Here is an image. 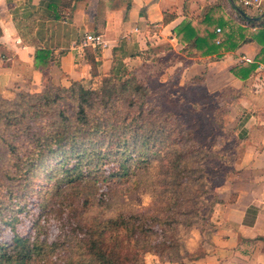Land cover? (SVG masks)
<instances>
[{
  "label": "trees",
  "instance_id": "16d2710c",
  "mask_svg": "<svg viewBox=\"0 0 264 264\" xmlns=\"http://www.w3.org/2000/svg\"><path fill=\"white\" fill-rule=\"evenodd\" d=\"M233 10L236 11L234 7ZM242 10L250 15L246 9ZM53 11L45 16L34 13L25 20H14L24 42L36 50V70L50 69L55 65L60 71L58 59L66 54V50L55 54L42 46L35 33L39 20L61 19L55 8ZM258 16H264V13ZM174 18L175 16L165 14L164 22L168 23ZM207 21H212L211 17ZM219 25L216 29L211 22L204 29L191 23L178 27L177 36L185 45L182 53H187L192 58H221V52L235 51L241 43H259L262 50L258 58L254 63L241 68V80L245 82L241 93L250 96L256 70L259 64L264 65V23L254 25L248 22L249 28H239L238 36L237 31L230 34L231 30L225 34L227 24L224 21ZM2 36L0 27V38ZM84 52L92 68L90 83L102 78L104 86L101 89L87 88L83 83L74 81L66 87L49 76L41 92H20L11 100L0 97V264H32L48 253L44 242L41 243L34 236L31 238L32 234H22L15 225L17 212L26 201L19 191L30 187L35 170L40 165L48 160H57L49 169L50 182L57 178L58 185L62 186L89 180L95 174L91 165L97 162L95 169H99L102 161L104 164L111 163V166L106 167L105 180H124L133 173H148L153 164L150 156L153 154V146L168 141L172 136L168 126H184L181 121L172 124L169 122L173 118L165 107V102L155 100L134 71L125 69L121 61L115 60L111 73L103 76L97 70L102 57L101 51L84 47ZM171 59L174 63L184 61L182 56ZM180 76L178 71L172 77L178 86ZM204 84V80L199 78L185 85L205 88ZM228 91L233 94L229 100L232 103L237 101L240 93L234 89ZM207 94L221 97V93ZM182 101L183 99L178 100L175 104L183 103ZM155 104L159 106V114L156 113ZM150 105L154 107L149 108ZM218 128L222 130L224 127L220 124ZM186 136V133L182 135L181 145L189 144ZM237 139L244 142L251 137L238 136ZM178 152L173 164L176 174L172 190L174 197L180 200L186 193L183 187L197 188L195 181L187 175L193 172L188 156L197 154L205 159L209 155V159H212L216 158L213 155L219 153V150L204 153L202 150L190 152L188 148ZM204 168L202 165L194 171L201 172ZM219 203L221 200L218 196L212 194L206 205L207 214L199 218L209 223L213 209ZM195 223L191 220L189 223L185 222V225L191 227ZM180 224L174 216L121 214L117 218L96 221L82 236H78V243L86 248L85 254L89 258L87 264H143L148 253H168L172 261L178 259L183 249L177 242ZM74 237L70 232L64 236L67 244ZM57 246L58 244L52 243L51 251L54 252ZM205 254V249L200 250V255L193 260ZM65 264L84 262L71 263L69 260Z\"/></svg>",
  "mask_w": 264,
  "mask_h": 264
},
{
  "label": "crops",
  "instance_id": "0c3cea01",
  "mask_svg": "<svg viewBox=\"0 0 264 264\" xmlns=\"http://www.w3.org/2000/svg\"><path fill=\"white\" fill-rule=\"evenodd\" d=\"M232 1L0 0V97L15 95L11 88H16L15 92H41L49 76L65 86L72 81H91L92 68L84 52L87 34L102 35L105 42L102 48L91 47L102 53L97 69L100 75H109L118 60L125 69L138 72L139 80L141 68L149 67L154 77L159 73L156 78L161 81L179 71L180 86L200 78L207 93L230 89L240 93L230 108L231 123L238 136L251 137L242 142L241 156L235 164L241 177L220 187L221 203L213 209L206 254L192 264H264V90L256 93L253 88L250 96L241 93L245 84L241 68L255 62L262 46L250 41L241 43L235 51L221 52V58H192L182 53L185 45L176 31L186 23L204 29L211 22L216 29L224 21L225 34L231 30L230 34L237 31L238 36L239 28H249V21L240 16ZM53 8L61 19L39 20L35 33L42 46L55 54L66 50V54L58 59L60 71L55 65L36 70V50L24 42L14 20H25L34 13L49 15ZM165 14L175 18L165 23ZM208 17L213 22H208ZM254 18L258 19L252 22L254 25L264 23V16ZM170 56L173 60L182 56L184 61L174 63ZM260 67L264 65L259 64L255 77Z\"/></svg>",
  "mask_w": 264,
  "mask_h": 264
},
{
  "label": "rangeland",
  "instance_id": "374dc122",
  "mask_svg": "<svg viewBox=\"0 0 264 264\" xmlns=\"http://www.w3.org/2000/svg\"><path fill=\"white\" fill-rule=\"evenodd\" d=\"M252 15L257 17L253 13ZM148 68L142 67L139 71L141 82L147 86L155 100L165 102L164 105L173 118L169 122L172 124L181 121L184 126H168L172 136L168 141L153 146V154L150 155L153 164L148 173H133L124 180H105L106 167L111 166V163L104 164L102 161L99 169H95L97 162L91 165L95 174L89 180L62 186L58 185L57 178L50 182L49 169L57 160H48L40 165L35 170L30 187L19 191L26 201L17 212L15 222L17 230L22 234H32L31 238L34 236L41 243L44 242L47 248L48 253L32 264H65L69 260L71 263L87 264L89 258L85 254L86 248L78 243V236H82L96 221L117 218L121 214L174 216L177 222H181L177 242L183 249L178 259L171 261L168 253H148L143 264H192L193 259L200 255V250L205 249L213 230L211 221L208 223L201 219L207 214L208 199L212 194L219 198L218 191L223 189L220 187L241 177L235 164L241 156L242 142L237 139L236 129L233 131L234 123H231L230 118L233 103L229 99L233 94L225 91L219 94L221 97H212L199 85L180 87L170 77L167 81H161L156 78L159 73L154 77ZM90 82L84 85L94 90L104 86L102 78L95 79L93 84ZM14 89L16 88H11L15 95L7 99H15L18 93L26 92H15ZM182 99L183 103L175 104ZM150 106L149 108L154 107ZM155 110L159 114V106L156 104ZM220 124L224 127L222 130L218 128ZM184 133L189 140L187 145H181L180 139ZM188 148L190 152L202 150L207 153L209 150H219V153H215L213 156L216 158L212 159H209V155L205 159L197 154L188 156L193 172L187 175L195 181L197 188L183 187L186 193L177 200L172 190L176 174L173 164L178 151ZM202 165L205 167L203 171H194ZM191 220L196 223L187 227L185 222L189 223ZM69 232L78 239L74 237L67 244L64 236ZM156 241L158 239L154 243ZM52 243L58 244L54 252L50 247Z\"/></svg>",
  "mask_w": 264,
  "mask_h": 264
},
{
  "label": "built area",
  "instance_id": "2783aa9c",
  "mask_svg": "<svg viewBox=\"0 0 264 264\" xmlns=\"http://www.w3.org/2000/svg\"><path fill=\"white\" fill-rule=\"evenodd\" d=\"M237 8L242 10L246 9L251 15H260L264 13V0H233L232 1ZM220 32V29L218 30ZM84 46L93 48H102L105 46V42L102 35L99 34H87L84 36ZM254 91L261 93L264 90V68L260 67L257 71L254 79Z\"/></svg>",
  "mask_w": 264,
  "mask_h": 264
},
{
  "label": "water",
  "instance_id": "95a60500",
  "mask_svg": "<svg viewBox=\"0 0 264 264\" xmlns=\"http://www.w3.org/2000/svg\"><path fill=\"white\" fill-rule=\"evenodd\" d=\"M236 10L237 12L240 14V16L242 18H244L245 20L249 21V22H256L258 21L257 18H254V17H251V16H248L243 10H241L240 8H237L236 7Z\"/></svg>",
  "mask_w": 264,
  "mask_h": 264
}]
</instances>
